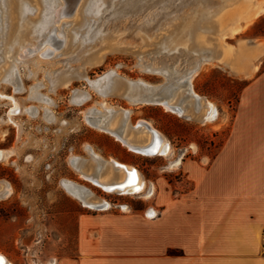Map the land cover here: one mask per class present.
<instances>
[{
    "label": "rangeland",
    "instance_id": "1",
    "mask_svg": "<svg viewBox=\"0 0 264 264\" xmlns=\"http://www.w3.org/2000/svg\"><path fill=\"white\" fill-rule=\"evenodd\" d=\"M14 6V32L25 42L13 41L11 49L25 46L32 55L19 64L17 90L11 83L0 85L2 94L13 97V101L0 98V151L7 152L5 159L0 157V253L13 264H52L76 255L81 213L106 209L148 213L154 208L159 217L173 196L192 188L188 166L209 162L218 154L244 88L264 70V12L244 31L230 36L226 22L237 9L228 0H70L69 7L66 0H0V63L8 55ZM223 7L230 10L226 21L210 30L198 29L206 39L203 46L196 45L195 35L188 32L181 37L195 16L199 21L211 12L215 20ZM57 9L64 13L55 22ZM171 36L175 41L170 44ZM45 48L47 58L38 55ZM93 50L105 52L104 61L88 67L87 78L76 77L69 88L53 90L58 73L78 69ZM225 51L242 66L249 63V68L235 71L212 63ZM12 70L16 74L14 66ZM116 75L129 81V90L139 89L138 98L160 89L186 111L178 113L157 103L132 104L126 95L112 94L110 83ZM190 85V93L202 99H191L194 108L188 105ZM74 90L89 92L91 99L77 105ZM203 100L215 104L214 120L204 118V108L198 111ZM15 103L16 115L9 116ZM104 106L113 109L101 118L98 110ZM46 107L53 119L45 117ZM122 108L128 112L115 134L128 129L135 137L149 136L151 143L152 132L141 124L147 121L169 141L170 153L137 152L106 132L115 110ZM89 111L91 123L85 119ZM92 155L99 166L112 157L135 166L147 182L145 193L107 191L85 180L79 170ZM72 183L84 187L82 192L71 191ZM92 192L109 205L85 206L82 200Z\"/></svg>",
    "mask_w": 264,
    "mask_h": 264
},
{
    "label": "crops",
    "instance_id": "2",
    "mask_svg": "<svg viewBox=\"0 0 264 264\" xmlns=\"http://www.w3.org/2000/svg\"><path fill=\"white\" fill-rule=\"evenodd\" d=\"M187 171L192 188L155 219L81 213L76 255L52 264H264V70L244 88L218 154Z\"/></svg>",
    "mask_w": 264,
    "mask_h": 264
},
{
    "label": "bare ground",
    "instance_id": "3",
    "mask_svg": "<svg viewBox=\"0 0 264 264\" xmlns=\"http://www.w3.org/2000/svg\"><path fill=\"white\" fill-rule=\"evenodd\" d=\"M230 3L235 2V12L233 14V18L229 19L226 22V34L233 36L237 33H240L244 31L250 24L253 23L255 18L260 15L261 13L264 12V6H263V0H258V2L255 3H249L247 0H228ZM229 10V7L225 8L223 7L222 10H220V13L218 17L215 20L211 19V12L204 13L203 16L200 18L199 21H195L196 18L190 22L187 23V25L183 29V37L186 32L190 33V36L195 35V43L196 45L203 46L204 41H206L205 36L203 32H199L198 29L202 26L205 27V30H210L212 29L215 25H218L220 23H223L226 21L224 19V15L227 13ZM24 9L21 8L20 14L23 16L24 14ZM230 11V10H229ZM16 6L13 7V22H12V28L11 32L9 33V41L7 43V52L8 55H6L5 60L0 63V85L3 83H11L15 90H17L19 87L17 85L18 78H19V64L25 61V59L31 57L30 49L25 46H21L19 48L17 47L13 50L11 49V46L13 45V41H15V44L18 43H24L25 37L21 36V34H16L14 32L15 27H17V21L16 19ZM63 12V11H62ZM59 9L56 10V15H59L58 18L55 19V22L59 20V17L63 15ZM207 28V29H206ZM55 29V28H54ZM53 29V30H54ZM74 33L72 34L74 37L76 35V31H73ZM75 39V38H74ZM181 39L178 38L177 41ZM69 41V40H68ZM73 41V40H72ZM76 41V39H75ZM170 44L171 42H174V37H170ZM211 45V44H210ZM68 46V45H67ZM34 48L37 46L33 45ZM70 47H68L69 49ZM91 48V47H90ZM89 48V49H90ZM88 49V50H89ZM245 49V48H244ZM48 49L45 48L39 50L38 55L41 57H46V52ZM71 51V50H69ZM217 49H215V52L217 53ZM76 53V52H74ZM13 54L14 57L11 55ZM79 55V51L77 53ZM248 55V60L251 59V55ZM80 56V55H79ZM104 56L105 52H98V50H93V51H88L82 62V65L79 66L78 69H65L58 73L56 78L53 81V90H57L58 88H69V86L75 81L76 77H84L87 78L86 75L84 74L85 70L88 67H92L93 65L99 64L104 61ZM47 58V57H46ZM81 58V57H80ZM217 63V64H223L224 66H230L233 70H245L249 68V63L245 66L241 65V61L237 59V57H231L229 55V52H223L221 55L218 56L215 60H212V63ZM101 64V63H100ZM103 64V63H102ZM251 65V64H250ZM254 65V64H253ZM13 66L15 67L16 74L13 72L12 68ZM77 67V66H76ZM255 70L258 68V66H254ZM192 72V71H191ZM239 75V74H238ZM243 75V74H241ZM127 83L129 81L119 75H116L113 80L110 83V88H111V93H118L119 97L120 95H126V98L128 101L132 104H136L137 102H148L152 96L160 92V89L157 91H153L151 93H148L142 100L141 98H138L135 96L138 92L139 89H137L134 86H131V90L127 87ZM95 87V86H94ZM95 90L98 91V88H94ZM187 92L188 89L186 88ZM128 91V92H127ZM192 92V90H191ZM193 93V92H192ZM160 95L165 96L171 105H176L175 101H171L169 98V95L161 92ZM193 95V94H192ZM195 95V94H194ZM198 101L202 100L199 99ZM8 96L2 94L0 92V98H7ZM103 97H106V95H103ZM8 98L12 99L13 97L9 96ZM193 96H189L188 99V105L190 107L194 106V102H191V99ZM91 99V94L88 92H85L83 90H74L73 94V102L76 103L77 105H81L82 103L88 102ZM13 101V99H12ZM47 106L50 105V102L47 101ZM158 104V103H157ZM161 104V103H159ZM15 106L10 110L9 116L16 115L15 110L17 109V104H14ZM163 105V104H161ZM166 109L171 110V106L169 105H163ZM199 110H204V118L207 120H214L217 117L218 111L216 109V106L214 103L210 101H201L199 105ZM194 108V107H193ZM104 110H98L102 114L101 118H106L108 116V112L111 111L113 108H109L107 106H104ZM93 111V110H92ZM116 113L114 117L109 121V126L108 128H104L106 132L108 131L109 133L115 134V130L119 129L121 125V120L123 118V115L125 112H128V110H125L124 108L115 110ZM186 111L185 108H183V113ZM91 111L87 112L85 115L86 121L90 122L91 118ZM45 117L48 119H53V115L50 113V110H48V107L45 108ZM194 120V119H193ZM91 123V122H90ZM141 124H145V126L148 128L150 127L152 130H155L159 135H160V146L158 148V153L162 156H167L170 151H171V145L169 144V141L164 139V137L161 135L159 131H157L155 128L152 127L151 123L147 121H142ZM100 129H103L102 127H99ZM142 134V133H140ZM139 135V133H138ZM116 138H118L124 145H126L128 148H131L132 150H136L137 152H142L138 150L137 146L145 147L150 145L151 143H148L150 141V137H135L132 133L128 132V129L125 130L122 135H117L115 134ZM153 141V139H152ZM148 143V144H147ZM6 153L5 151H0V157L2 159L6 158ZM144 153V152H143ZM9 154V153H8ZM147 154V153H146ZM150 155V154H149ZM97 156L92 155L91 158H87L85 162L83 163L82 168L79 170L80 175L85 179L96 186H99L107 191H117L122 194H143L145 193V190L147 188V182L144 179L143 175L139 170L136 169L135 166L127 163H123L115 158H110L104 163L99 166L97 160L95 159ZM178 164H180V161H178ZM122 189H111L112 186H118V185H124ZM69 189L71 191L75 192H82L84 187L81 185H78L76 183H72L68 185ZM0 194H1V186H0ZM76 197V196H75ZM78 198V197H77ZM80 198V197H79ZM83 204L89 208L95 209L97 206H100L101 208H104L109 205V202H107L105 199L99 198L94 192L90 193L87 196L86 200H82ZM148 217H151V215L148 213ZM0 264H13L7 255L0 253Z\"/></svg>",
    "mask_w": 264,
    "mask_h": 264
},
{
    "label": "water",
    "instance_id": "4",
    "mask_svg": "<svg viewBox=\"0 0 264 264\" xmlns=\"http://www.w3.org/2000/svg\"><path fill=\"white\" fill-rule=\"evenodd\" d=\"M76 3L77 2H74V5H73L74 7H75ZM66 4H67V6L70 5V0H66ZM191 90H192V86L190 85L188 88L189 93L187 95L191 94L190 93ZM192 96L195 97L196 100H198V97L196 95H192ZM148 102L149 103H158V104L161 103L163 105H169V106H171V110L178 112V113H183V108L180 105H171L169 103V100L165 96L160 95V92H158L157 94L152 96ZM148 129L153 134L152 143L148 146H145V147H141V146H137V147H138L139 151H142V152L150 154V155H156L158 153V148L160 146V135L155 130H152L150 127H148ZM124 186H126V184L118 185V186H112L111 189H122ZM96 208L100 209L101 207L97 206Z\"/></svg>",
    "mask_w": 264,
    "mask_h": 264
},
{
    "label": "built area",
    "instance_id": "5",
    "mask_svg": "<svg viewBox=\"0 0 264 264\" xmlns=\"http://www.w3.org/2000/svg\"><path fill=\"white\" fill-rule=\"evenodd\" d=\"M148 213L151 215V217H149L151 219H155L159 215V212L154 208L150 209V211ZM148 213H147V216H148Z\"/></svg>",
    "mask_w": 264,
    "mask_h": 264
}]
</instances>
